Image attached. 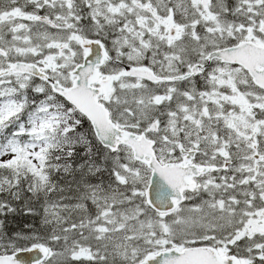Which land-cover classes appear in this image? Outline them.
I'll use <instances>...</instances> for the list:
<instances>
[{
	"label": "snow or ice",
	"instance_id": "6c2138e0",
	"mask_svg": "<svg viewBox=\"0 0 264 264\" xmlns=\"http://www.w3.org/2000/svg\"><path fill=\"white\" fill-rule=\"evenodd\" d=\"M0 264H264V0H0Z\"/></svg>",
	"mask_w": 264,
	"mask_h": 264
},
{
	"label": "water",
	"instance_id": "95a60500",
	"mask_svg": "<svg viewBox=\"0 0 264 264\" xmlns=\"http://www.w3.org/2000/svg\"><path fill=\"white\" fill-rule=\"evenodd\" d=\"M19 255L23 257H29L31 255H34V253H20Z\"/></svg>",
	"mask_w": 264,
	"mask_h": 264
}]
</instances>
